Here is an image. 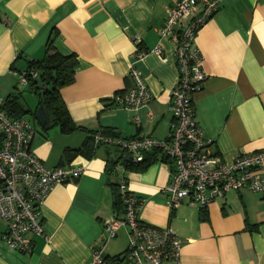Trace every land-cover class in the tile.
<instances>
[{"label":"crops","instance_id":"obj_1","mask_svg":"<svg viewBox=\"0 0 264 264\" xmlns=\"http://www.w3.org/2000/svg\"><path fill=\"white\" fill-rule=\"evenodd\" d=\"M177 1L0 0V95L2 90L6 98L16 93L14 83L32 61L44 58L50 39L63 55H75V82L61 96L82 129L69 134L58 126L45 130L33 119L32 150L49 168L85 167L82 176L58 185L45 201L41 214L48 240L33 236L31 254L5 243L6 225L0 220V264H92V252L99 247L108 258L124 260L128 229L121 227L111 240L104 232L105 222L118 214L124 218L116 210L112 186L123 180L142 201L140 222L176 234L179 264H264L263 194L233 190L205 210L190 201L172 209L163 193L172 179V162L158 157L145 170L127 169L128 155L106 145L89 157L82 154L91 134L106 129L124 138H169L171 93L179 72L176 45L161 40L159 32L167 9ZM160 45L162 55L154 52ZM194 47L206 80L193 104L211 151L230 163L264 149V0H223L198 31ZM141 52L147 54L138 62ZM132 67L152 96L138 112L115 103L116 95L132 86ZM27 107L36 110V97L34 109Z\"/></svg>","mask_w":264,"mask_h":264},{"label":"built area","instance_id":"obj_2","mask_svg":"<svg viewBox=\"0 0 264 264\" xmlns=\"http://www.w3.org/2000/svg\"><path fill=\"white\" fill-rule=\"evenodd\" d=\"M223 0H178L167 9L160 29V39L176 45L175 60L179 72L172 90L173 121L168 139L95 136L96 146L115 147L135 163L144 161L146 154L159 152L172 162L171 182L163 189L172 209L185 201L198 204L205 210L223 200L227 193L249 190L264 195V149L253 154L239 155L230 163L222 161L211 151L212 142L205 139L195 116L193 95L202 90L206 75L202 56L194 47L198 31L218 12ZM201 7L199 14L194 12ZM140 43V39H136ZM155 53L162 55V47ZM138 55V62L146 57ZM132 86L115 97V103L138 112L147 108L152 96L147 84L135 67L130 69ZM37 78V72H31ZM21 82L28 85L26 74ZM6 99L0 95V220L6 225L2 239L13 250L31 254L33 236L48 240L43 226L41 208L54 189L76 180L85 172L84 166L47 167L32 150L36 128L31 117L10 118L5 110ZM139 123V119H136ZM124 205V218L105 222L107 240L117 237L121 227L129 231V247L125 259H110L103 247L92 252V264H164L173 259L179 264L181 246L170 229L142 224L139 210L142 201L129 190L126 181L119 182Z\"/></svg>","mask_w":264,"mask_h":264},{"label":"trees","instance_id":"obj_3","mask_svg":"<svg viewBox=\"0 0 264 264\" xmlns=\"http://www.w3.org/2000/svg\"><path fill=\"white\" fill-rule=\"evenodd\" d=\"M77 68V57L75 55H63L54 45L53 39H50L45 50L44 58L40 61H32L29 65V70L24 73L28 79V91L34 94L37 99L36 110H30L23 101V93L17 91L6 98L5 110L8 116L13 119L31 117L35 121L37 109L43 108L50 114V123L48 129L44 128L45 130L58 126L63 133L69 134L82 129L76 126L72 120L61 96V91L75 82ZM31 72H37L38 77L32 78ZM41 83L45 85V88L42 90L39 89ZM99 133L103 136H120L115 131L108 129L93 133L89 138V142L84 147V151L82 150V154L88 157L93 154V149H97L95 136ZM79 152L81 151H76L75 153ZM72 153L68 152V155ZM158 157L160 160L168 161L160 153L153 152L146 154L144 161L135 164L129 160L125 166L127 169L145 170L150 164L158 160ZM113 167L114 164L111 165V170H113ZM112 186L115 193L116 210L118 213L124 214L125 209L119 193V183H113ZM117 217L119 218V214Z\"/></svg>","mask_w":264,"mask_h":264},{"label":"rangeland","instance_id":"obj_4","mask_svg":"<svg viewBox=\"0 0 264 264\" xmlns=\"http://www.w3.org/2000/svg\"><path fill=\"white\" fill-rule=\"evenodd\" d=\"M1 84V83H0ZM5 84V83H4ZM13 84V83H12ZM15 88H12L13 89V91H18V92H21V93H23V96H24V98L25 99H23V101H24V103H25V105L26 106H29V107H33V109H34V107H35V97H34V95L33 94H31L29 91H28V89H27V86L25 85V84H23L22 82H21V80L20 79H18L15 83ZM2 85V84H1ZM6 85V84H5ZM11 89V90H12ZM1 95H2V97L3 98H6V96H7V93H5V91L3 92V90L1 91Z\"/></svg>","mask_w":264,"mask_h":264},{"label":"water","instance_id":"obj_5","mask_svg":"<svg viewBox=\"0 0 264 264\" xmlns=\"http://www.w3.org/2000/svg\"><path fill=\"white\" fill-rule=\"evenodd\" d=\"M45 85L41 83L39 85V89H44ZM35 120L41 125L43 128L48 129V125L50 123V114L46 109L43 108H38L36 113H35ZM131 159L130 156L126 158V161H129Z\"/></svg>","mask_w":264,"mask_h":264}]
</instances>
